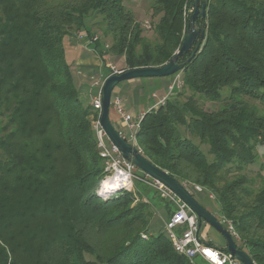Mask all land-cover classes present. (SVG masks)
Listing matches in <instances>:
<instances>
[{
  "label": "trees",
  "instance_id": "obj_1",
  "mask_svg": "<svg viewBox=\"0 0 264 264\" xmlns=\"http://www.w3.org/2000/svg\"><path fill=\"white\" fill-rule=\"evenodd\" d=\"M191 2L153 0L151 39L126 0H0V264H193L151 231L148 201L127 189L99 195L98 114L80 99L65 45L98 27L112 40L108 50L96 42L102 57H124L126 70L162 66ZM196 22L201 47L178 58L191 94L148 110L138 145L184 186L213 193L240 248L264 264V177L256 191L241 173L264 149V114L248 101L264 104V0H209ZM196 95L225 107L205 110Z\"/></svg>",
  "mask_w": 264,
  "mask_h": 264
},
{
  "label": "built area",
  "instance_id": "obj_2",
  "mask_svg": "<svg viewBox=\"0 0 264 264\" xmlns=\"http://www.w3.org/2000/svg\"><path fill=\"white\" fill-rule=\"evenodd\" d=\"M188 8L189 7L185 10V14L187 15L189 14ZM145 22V29H150L152 27L150 21ZM76 37L78 39H87V42L92 44H95L101 38L99 34H90L86 31L77 32ZM104 46L106 49L110 48L108 43H105ZM108 67L111 69L110 75L121 74L126 70L118 68L112 62H108ZM103 84L104 82L101 85L99 83L96 84L100 86L92 102L98 114L97 117L93 119V128L98 140L99 154L105 161L106 172L99 186V195L102 198H107L111 193L120 189L132 191L134 180L138 179L155 188L163 198L174 205V210L165 223L164 231L176 252L189 258L193 264H199L198 259L206 264H240L241 262L232 258L224 249L225 247L211 245L200 236L201 226L197 215L178 194L166 186L162 181L141 171L133 162L124 158L118 146L109 138L100 121ZM184 86L185 81L182 73L175 74L168 85L167 92L162 96L159 105L165 104L169 95L183 89ZM111 107L122 118L125 127L129 129L127 133L119 130L121 135L142 153L143 151L138 145L137 132L147 111L139 114L127 112L123 97L114 92L111 98ZM194 187L196 190H203L202 186L195 184ZM228 229L232 233L234 239L235 237L239 238L231 221L228 222Z\"/></svg>",
  "mask_w": 264,
  "mask_h": 264
},
{
  "label": "water",
  "instance_id": "obj_3",
  "mask_svg": "<svg viewBox=\"0 0 264 264\" xmlns=\"http://www.w3.org/2000/svg\"><path fill=\"white\" fill-rule=\"evenodd\" d=\"M208 2L209 0H192L188 8L191 22L187 27L185 37L179 50L168 63L158 67L127 69L121 74H113L106 78L102 86V113L100 121L109 138L118 146L124 158L133 162L142 171L159 179L178 194L179 197L195 212L199 219L200 226H202V223L205 221L225 237L227 243L225 250L232 256V258L237 259L243 264H257L249 253L240 248L229 229H227L222 222L204 207L186 186L147 159L133 144L128 142L126 138L121 135L110 118L111 98L115 87L120 82L142 77L173 76L184 68V63L178 62V58L192 50V47L195 45V49L192 51L189 60L194 57L196 52L200 49L205 36V29L199 27L196 20L200 16H207Z\"/></svg>",
  "mask_w": 264,
  "mask_h": 264
},
{
  "label": "rangeland",
  "instance_id": "obj_4",
  "mask_svg": "<svg viewBox=\"0 0 264 264\" xmlns=\"http://www.w3.org/2000/svg\"><path fill=\"white\" fill-rule=\"evenodd\" d=\"M152 2H153V0H126V5L134 11V13L136 15V19L142 23L143 27L146 23L145 21H150V23H151V20H154L152 17V9H151ZM143 19H145V20H143ZM144 29H145V27H144ZM94 31H96L97 34H99L101 36L100 40H102L101 41L102 44L108 43L111 46V43H112L111 38L110 37H108V38L104 37L103 36V30L101 28L96 27V29H94ZM145 34L149 38L153 39L154 35H152V27L150 29H145ZM104 49L108 50L109 48H107V49L104 48ZM105 54L107 55L108 61H111L117 67H122L121 63H119V57H116L111 52L105 53ZM106 62L107 61L105 60V63ZM179 73H181V72H179ZM176 74H178V73H176ZM174 75L172 76V79H173ZM147 78H162V77H146V78L142 77V78H137V79L146 80ZM122 82L124 83L125 81H122ZM122 82H120L117 86L120 87L121 84H123ZM96 86L99 87L100 85H96ZM117 86H116L114 91H116L118 89ZM181 91L185 92V94L183 95V98H186L191 94V92L189 90H186L185 88H183L177 92H181ZM226 91H227L226 89L223 90V92H226ZM177 92L169 95V98L175 96L177 94ZM196 99H199V103H200L201 107L204 108L205 110H208V111H219L225 107L224 101H213V100H210L209 98L204 97L202 95L201 96L196 95ZM248 101L251 104L255 105V107H256V109H258L259 113L264 114V104L263 103H261L258 100H253V99H248ZM110 118L112 120H114V118H115L114 112L112 111V107L110 110ZM195 142L199 143L200 140H195ZM202 148H203V150L207 151L209 147L206 145H203ZM258 154H259V156L257 158L258 160L254 164L246 166L244 171L241 172V173L248 175L249 177H252V179L254 180V185H251V186L256 191L260 188L262 178L264 177V149L259 148ZM195 184L196 183H194V182H190V183H188L187 188L194 194L195 198L204 207H206L220 222H222L223 225L228 229V222H230V221L224 220L222 215L220 214L219 206H218V203L216 202L215 195L213 193H210L208 191V189H206L204 187H203V190H201V191L196 190V188L194 187ZM132 191L134 192V195L137 196L138 200H140V199L145 200V201H148L149 204L153 205L154 214H153V217L151 220L152 232L157 234V233H160L162 230L164 231L165 230L164 229L165 223L170 216L169 209L167 210V207L174 209V205L171 202H169L168 200H166L165 198H163L155 188L141 182L138 179L134 180ZM159 207H162V208L159 209ZM165 210L167 211V215H166ZM200 236L206 240H212L219 247H226L227 243H226L225 237L217 229H215L213 226H211L210 224H208L205 221L202 223ZM235 241L238 243L239 246L242 245V240L240 238L235 237ZM198 261H199L198 262L199 264H206V263L202 262L200 259H198ZM240 264H243V263H240Z\"/></svg>",
  "mask_w": 264,
  "mask_h": 264
},
{
  "label": "crops",
  "instance_id": "obj_5",
  "mask_svg": "<svg viewBox=\"0 0 264 264\" xmlns=\"http://www.w3.org/2000/svg\"><path fill=\"white\" fill-rule=\"evenodd\" d=\"M80 31L85 30H78L66 39L65 45L67 59L71 63V68L75 83L79 90L80 99L84 104H92L93 98L98 89L96 84L99 83L101 85L111 73V69L108 67V62L111 61H108L107 56L102 57L100 53L101 43L92 44L88 43L87 39H78L76 34ZM92 33L97 32L93 31ZM105 60L107 61L106 63ZM119 63H121L122 67L118 68H126L124 57L119 58ZM171 80L172 76L162 78H147L146 80L137 78L126 80L124 83L122 82L123 84H121L120 87L117 86L118 89L114 91V93L120 94L123 97L127 112L139 114L159 105L162 96L167 92L168 85L170 84ZM112 111L114 112L115 116L114 120L111 119L114 126L118 130L127 133L129 129L125 127L122 118L114 111L113 108ZM161 208L162 207H159V209ZM168 209L169 207H167V210ZM206 241L208 243L212 242L214 245H216L212 240Z\"/></svg>",
  "mask_w": 264,
  "mask_h": 264
}]
</instances>
